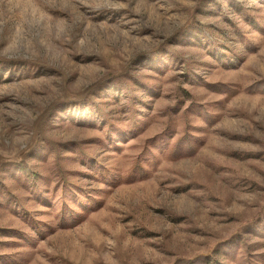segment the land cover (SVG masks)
<instances>
[{
	"label": "rangeland",
	"instance_id": "374dc122",
	"mask_svg": "<svg viewBox=\"0 0 264 264\" xmlns=\"http://www.w3.org/2000/svg\"><path fill=\"white\" fill-rule=\"evenodd\" d=\"M0 264H264V0H0Z\"/></svg>",
	"mask_w": 264,
	"mask_h": 264
}]
</instances>
